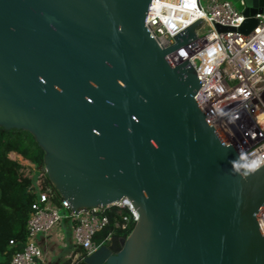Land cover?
I'll list each match as a JSON object with an SVG mask.
<instances>
[{
  "label": "water",
  "instance_id": "water-1",
  "mask_svg": "<svg viewBox=\"0 0 264 264\" xmlns=\"http://www.w3.org/2000/svg\"><path fill=\"white\" fill-rule=\"evenodd\" d=\"M250 33L264 0H243ZM198 0H0V127L33 134L67 205L129 199L139 220L85 264H264V165L251 171L196 100L180 50L202 18L163 47ZM219 31L233 30L217 24Z\"/></svg>",
  "mask_w": 264,
  "mask_h": 264
},
{
  "label": "built area",
  "instance_id": "built-area-1",
  "mask_svg": "<svg viewBox=\"0 0 264 264\" xmlns=\"http://www.w3.org/2000/svg\"><path fill=\"white\" fill-rule=\"evenodd\" d=\"M198 3L200 15L173 33L160 13L148 18L147 24L161 45L168 47L175 43L176 35L207 18L195 31L197 38L180 52L194 65L202 82L196 100L222 139L241 153L251 171L257 170L264 165V14L255 16L256 27L245 34L239 28L246 17L231 1L207 0L204 4L198 0ZM241 4L244 5L243 0ZM217 24L234 29L219 31ZM259 84L263 87H258ZM32 187L37 197L27 222L25 247L6 264H40L43 253L38 236L51 233L66 220L72 223V240L81 251L72 264H79L115 235L128 238L139 220L138 210L127 198L79 209L75 216L66 200L63 197L57 200L50 187L41 191L38 179ZM259 223L264 234V209ZM106 228H110L106 239L96 242L95 235Z\"/></svg>",
  "mask_w": 264,
  "mask_h": 264
},
{
  "label": "trees",
  "instance_id": "trees-1",
  "mask_svg": "<svg viewBox=\"0 0 264 264\" xmlns=\"http://www.w3.org/2000/svg\"><path fill=\"white\" fill-rule=\"evenodd\" d=\"M262 94L264 96V91ZM13 151L30 164L10 158ZM44 156V149L29 131L0 127V264L8 263L25 247L27 222L37 197L32 187L35 180L33 166L40 168ZM38 183L41 191L50 187L57 200L62 197L48 175L41 173ZM109 232L110 228L104 229L95 235L94 240L98 243L104 241ZM64 264L72 262L69 260ZM79 264L85 263L80 261Z\"/></svg>",
  "mask_w": 264,
  "mask_h": 264
},
{
  "label": "crops",
  "instance_id": "crops-1",
  "mask_svg": "<svg viewBox=\"0 0 264 264\" xmlns=\"http://www.w3.org/2000/svg\"><path fill=\"white\" fill-rule=\"evenodd\" d=\"M9 157L23 163H28L27 160L14 151L10 152ZM72 231V223L66 220L51 233L38 236L43 253L40 264H64L69 260L73 262L80 257L81 251L73 243Z\"/></svg>",
  "mask_w": 264,
  "mask_h": 264
},
{
  "label": "rangeland",
  "instance_id": "rangeland-1",
  "mask_svg": "<svg viewBox=\"0 0 264 264\" xmlns=\"http://www.w3.org/2000/svg\"><path fill=\"white\" fill-rule=\"evenodd\" d=\"M202 1L204 4L207 2V0H202ZM229 1H231L235 7L242 10L243 5L241 4L240 0H229ZM41 173L46 174V172L43 170V168H41V167L40 168H34L35 179H38V177L41 175Z\"/></svg>",
  "mask_w": 264,
  "mask_h": 264
},
{
  "label": "bare ground",
  "instance_id": "bare-ground-1",
  "mask_svg": "<svg viewBox=\"0 0 264 264\" xmlns=\"http://www.w3.org/2000/svg\"><path fill=\"white\" fill-rule=\"evenodd\" d=\"M258 87H263V85L262 84H259Z\"/></svg>",
  "mask_w": 264,
  "mask_h": 264
}]
</instances>
